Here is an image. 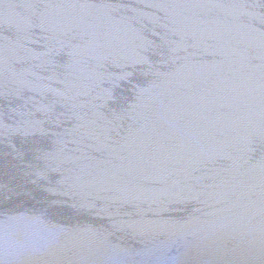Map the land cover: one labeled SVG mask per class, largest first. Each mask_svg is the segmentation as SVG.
I'll return each mask as SVG.
<instances>
[{
	"label": "water",
	"instance_id": "obj_1",
	"mask_svg": "<svg viewBox=\"0 0 264 264\" xmlns=\"http://www.w3.org/2000/svg\"><path fill=\"white\" fill-rule=\"evenodd\" d=\"M0 264H264V0H0Z\"/></svg>",
	"mask_w": 264,
	"mask_h": 264
}]
</instances>
